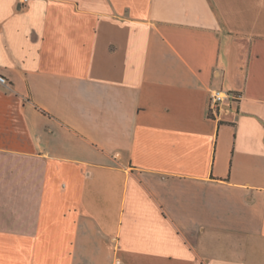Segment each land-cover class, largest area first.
<instances>
[{"label": "crops", "instance_id": "1", "mask_svg": "<svg viewBox=\"0 0 264 264\" xmlns=\"http://www.w3.org/2000/svg\"><path fill=\"white\" fill-rule=\"evenodd\" d=\"M0 75V264H264V0H0Z\"/></svg>", "mask_w": 264, "mask_h": 264}, {"label": "built area", "instance_id": "2", "mask_svg": "<svg viewBox=\"0 0 264 264\" xmlns=\"http://www.w3.org/2000/svg\"><path fill=\"white\" fill-rule=\"evenodd\" d=\"M26 0H21L25 2ZM0 83L5 84L6 79L0 75ZM239 98V95L224 91L222 89H211L209 95V113L216 115L221 109L222 105L228 100H235Z\"/></svg>", "mask_w": 264, "mask_h": 264}]
</instances>
